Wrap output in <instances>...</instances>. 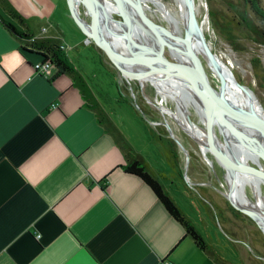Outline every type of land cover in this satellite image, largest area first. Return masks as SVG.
<instances>
[{
    "label": "crops",
    "instance_id": "0c3cea01",
    "mask_svg": "<svg viewBox=\"0 0 264 264\" xmlns=\"http://www.w3.org/2000/svg\"><path fill=\"white\" fill-rule=\"evenodd\" d=\"M45 1L0 0V16L36 38L67 42L65 55L81 72L86 96L136 151L104 103L110 97L99 98L80 64V57L91 58L81 55L82 40L45 22ZM40 61L22 55L19 41L0 23V264H213L150 187L123 170L122 151L73 80L57 70L51 79L36 74ZM148 163L200 231L172 183ZM181 189L200 208L180 183Z\"/></svg>",
    "mask_w": 264,
    "mask_h": 264
},
{
    "label": "rangeland",
    "instance_id": "374dc122",
    "mask_svg": "<svg viewBox=\"0 0 264 264\" xmlns=\"http://www.w3.org/2000/svg\"><path fill=\"white\" fill-rule=\"evenodd\" d=\"M135 1L144 9L146 8L150 20L163 25L153 0ZM195 3L196 6L198 5V19L203 24L206 38L213 52L232 70L238 82L255 93L264 108V46L257 42L256 37L249 32L239 17L240 12L248 11L249 16L256 22L252 13L242 0H195ZM43 6L44 13L48 16L46 23L58 27L70 39L82 40L79 46V49H82L81 55L91 58L80 57V64L87 72L99 98L104 101L110 97L104 103L113 120L133 138L136 151L160 173L162 181L168 186L172 183L176 200L181 201L185 211L195 221L213 249L233 264H264V234L251 218L243 213L236 214L238 210L227 199V192L228 197L232 196L228 172L225 166L218 162L213 148L201 149L199 143L181 129L177 120L163 113L162 96L158 94L151 82H139L121 74L106 57L102 48L83 33L71 13L68 0H46ZM79 10L82 20L91 25L92 17L87 8L81 4ZM113 16L115 20L121 21L118 14L115 13ZM87 40L91 41V44L86 43ZM60 41L70 48L67 42ZM159 48L169 61H174L169 48L162 43H159ZM94 49L105 64H102L100 59L92 57L95 53ZM73 53L77 55L76 50ZM204 64L211 86L218 90V78L206 61ZM116 96H120L122 102H115ZM163 104L175 110V104L172 101H164ZM201 111L205 113V118L201 116ZM207 114V111L199 104L190 108V117L194 122L204 127L215 139L228 144L229 141L228 143L224 141L215 120ZM166 124L185 147L187 154L172 138ZM163 131L177 145L180 173L177 169L170 168L165 159L164 144L168 141L166 135L163 134L161 141L155 139L154 133H163ZM230 159L237 168V162L233 158ZM260 162L264 168V162L261 159ZM251 164L260 171V166L254 162ZM166 169L170 170L169 176L164 174L165 177H162V170L167 171ZM234 171L236 172V169ZM185 174H187V181ZM180 183L188 194L198 201L200 208L192 202L191 198L182 193V189L178 191ZM262 188L264 190V182ZM243 195L252 203H256L250 184L244 186Z\"/></svg>",
    "mask_w": 264,
    "mask_h": 264
},
{
    "label": "water",
    "instance_id": "95a60500",
    "mask_svg": "<svg viewBox=\"0 0 264 264\" xmlns=\"http://www.w3.org/2000/svg\"><path fill=\"white\" fill-rule=\"evenodd\" d=\"M110 2L114 5L121 21L116 20L115 23H111L109 20L111 11L105 10V7H109L105 2L99 0L82 2L92 17L96 32L94 36L88 32L82 18L76 13L75 0H68L71 13L83 33L102 48L106 57L121 74L139 82H150L152 79L166 77L190 87L204 105L208 116L220 127L219 132L224 141L227 143L229 140L232 141L233 145L229 146L230 154L236 158L234 149L237 150L238 155L242 154L241 150L237 149L239 142H242L243 146L254 150L264 162V108L255 93L238 81L234 82L250 102L256 103L258 114L254 110L233 103L225 96V90L231 79L222 68L206 38L198 19L195 0H182L185 13L184 36H173L166 32L150 20L134 0H110ZM141 29L146 34L154 35L157 41L167 48H175L180 54V59L169 61L161 48L153 43L148 44L151 37H146V40L141 34ZM204 61L218 78V90L211 86L206 76ZM230 76L232 77L231 73ZM237 125L244 127L246 132L238 131ZM166 126L177 145L187 154V150L173 134L169 125L166 124ZM216 150L220 158L231 169H236L235 164L227 155L217 147ZM184 177L187 181V174ZM226 197L235 209L251 218L264 234V214L259 217L236 205L227 193Z\"/></svg>",
    "mask_w": 264,
    "mask_h": 264
},
{
    "label": "bare ground",
    "instance_id": "6f19581e",
    "mask_svg": "<svg viewBox=\"0 0 264 264\" xmlns=\"http://www.w3.org/2000/svg\"><path fill=\"white\" fill-rule=\"evenodd\" d=\"M99 1L108 4L109 7L107 8L104 5L105 10L111 11L109 20L111 21V23L113 22L115 23L116 20L114 19L113 14L115 13L118 14V13L116 12L114 5L107 0H99ZM153 1L157 6L156 10L163 24L159 26L173 36H183L185 13H184V6L182 0H153ZM82 2H86V0H75L74 3V9L78 15L80 14L79 8ZM197 6H196V10L198 9ZM141 8L144 14L149 18L145 10L146 8L144 9L142 6ZM83 23L86 29L88 30V32L96 36L94 24L92 23L91 25H89L84 20ZM141 34L146 40H147L146 37L148 36L151 37V39H149L150 41L148 40L149 41L148 44L151 45L153 43V45L159 47L160 42L157 41L154 35L146 34V32H144L142 29H141ZM169 51L172 54L173 59H180V54L178 51H176L175 48H169ZM217 59L220 62L222 68L225 70V72L228 74V76L231 79L229 86L225 90V96L227 97V99L232 101L233 103L242 105L249 110H254L255 113L257 112L258 114V108L256 107V103L250 102L249 99L243 94V92L234 82L237 80L232 70L228 68L218 56ZM134 65L137 64L134 63ZM137 66L139 68H142V66L139 65ZM230 73L232 74L233 78L230 76ZM150 82L156 88L158 94L162 96L163 103L164 101L170 100L175 104V110H172L168 107H165L164 104L161 103L162 104L161 110L163 111V113L177 120V122L181 126V129L188 136L196 140L199 143L201 149L205 150L208 148H213V151L216 155L218 162L221 165H224L228 172V183L230 184L231 193H232V196L230 195L229 198L232 199L234 203H236L237 205H239L240 207L246 210L251 211L253 214H257L259 217L263 216L264 190L262 188V185L264 182V168L261 165L260 158L255 153V151L243 146L242 145L243 143L239 142L238 144L239 147L237 146V149L238 150L240 149L242 154L238 155L236 152L237 150L234 149L236 153V158H235L229 152V146L231 147L233 145L231 140H229L228 144H225L223 141L215 139L204 127L194 122L190 117V108H194L198 106V104L203 109H205V107L198 98V96L196 95V93L194 92V90L190 89V87L183 86L182 84L171 79L169 80L166 77L164 78L162 77L159 79L158 78L152 79ZM200 114L203 118L206 117L204 112L201 111ZM216 125L218 127V130H220V127L218 126L217 123ZM236 129L241 132H246L245 128L242 126L237 125ZM216 147L219 150H221L225 155H227L229 158H233L237 162L236 172L234 171V169H231L225 163V161H223L222 158H220V156L217 153ZM253 162L256 163L257 166H260L259 167L260 171H258L256 168L252 166L251 163ZM243 173H245V175ZM247 184H250L253 189V194L256 198L255 204L252 203L247 197L243 195L244 186ZM227 195L229 196L228 192Z\"/></svg>",
    "mask_w": 264,
    "mask_h": 264
},
{
    "label": "trees",
    "instance_id": "16d2710c",
    "mask_svg": "<svg viewBox=\"0 0 264 264\" xmlns=\"http://www.w3.org/2000/svg\"><path fill=\"white\" fill-rule=\"evenodd\" d=\"M242 2L245 4L246 8L250 10L256 22L249 16L248 11L240 12L239 17L249 32L256 37L258 40L257 42L264 46V0H242ZM0 23L19 41L22 55L36 56L42 62L48 61L57 68L58 74L67 75L73 80L74 86H76L84 95L87 107L95 113L99 124L104 128L106 133L113 137L115 143L122 151L126 161L125 164L121 166L123 170L127 174L140 178L148 187H150L170 216L184 228L186 236L193 240L195 246L205 252L213 264H232L213 249L203 234L185 215L181 207L162 184L161 180L151 172L149 163L141 154L134 150L131 144L111 121L108 114L100 107V105H98V103H93L92 100L86 96V82L81 72L76 70L69 63L65 53L60 49L61 41L53 38H36L29 31L18 29L15 24L3 19L1 16ZM164 132L165 131H163V133H154L155 139L161 141L163 134L168 138L167 133ZM167 140L166 144L163 142L165 159L170 168L177 169L180 173L177 145L171 138H168ZM162 177H165V175L162 174ZM105 180L107 179L105 178L104 181ZM236 214L242 213L236 211ZM215 217L218 222L217 216Z\"/></svg>",
    "mask_w": 264,
    "mask_h": 264
},
{
    "label": "built area",
    "instance_id": "2783aa9c",
    "mask_svg": "<svg viewBox=\"0 0 264 264\" xmlns=\"http://www.w3.org/2000/svg\"><path fill=\"white\" fill-rule=\"evenodd\" d=\"M86 43L91 44V41L87 40ZM60 49L64 53L70 50V48H67L63 43L60 44ZM54 70H57V68L48 61H45V62L40 61L34 64V71L36 72V74L42 75L50 79L53 78L54 76L53 74ZM167 264H175V263L168 262Z\"/></svg>",
    "mask_w": 264,
    "mask_h": 264
}]
</instances>
